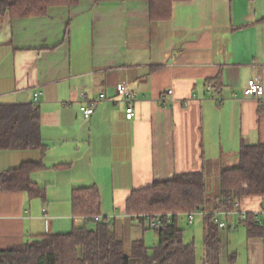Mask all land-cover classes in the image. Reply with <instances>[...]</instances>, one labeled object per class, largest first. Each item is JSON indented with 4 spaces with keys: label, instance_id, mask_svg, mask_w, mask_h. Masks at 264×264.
<instances>
[{
    "label": "crops",
    "instance_id": "1",
    "mask_svg": "<svg viewBox=\"0 0 264 264\" xmlns=\"http://www.w3.org/2000/svg\"><path fill=\"white\" fill-rule=\"evenodd\" d=\"M252 78L264 85V0L175 2L166 21L150 19L143 0H79L23 18L0 12V106L32 108L40 93L42 145L0 149V173L40 164L30 176L38 193L0 192V251L85 227L73 209L74 192L85 189L96 191L100 221L127 254L137 240L156 246L149 222L127 214V199L177 174L219 179L239 164L242 144H263L264 101L242 96ZM120 84L137 94L132 120ZM208 85L221 90V104L207 98ZM81 92L111 101L84 119ZM238 201L219 231L220 264H264V197ZM184 218V243L197 230L203 239V217L200 228ZM196 257L201 264L203 244Z\"/></svg>",
    "mask_w": 264,
    "mask_h": 264
},
{
    "label": "trees",
    "instance_id": "2",
    "mask_svg": "<svg viewBox=\"0 0 264 264\" xmlns=\"http://www.w3.org/2000/svg\"><path fill=\"white\" fill-rule=\"evenodd\" d=\"M149 18L166 21L172 16L175 2L189 0H143ZM79 0H0V12L11 17L46 14L52 6H73ZM37 111L28 105L0 106V149L41 148ZM38 163H24L16 169L0 173V192L36 194L31 174ZM207 177L203 171L177 174L163 183L133 191L126 201L128 215L149 222L159 216L161 226L155 230L158 243L146 247L143 240L132 244L126 253L123 241L110 226L96 221V191L77 190L73 194L75 215L86 219L83 228L67 234L43 235L21 246L0 251V264H198L194 243L185 244L179 218L199 209L203 216V258L201 264H220L222 243L219 229L211 213L229 211L241 197H264V143L242 144L239 164L220 171L219 193L207 199ZM92 226V227H89ZM150 228V227H149ZM151 229V228H150Z\"/></svg>",
    "mask_w": 264,
    "mask_h": 264
},
{
    "label": "built area",
    "instance_id": "3",
    "mask_svg": "<svg viewBox=\"0 0 264 264\" xmlns=\"http://www.w3.org/2000/svg\"><path fill=\"white\" fill-rule=\"evenodd\" d=\"M116 93L118 96L122 98V102L125 104V117L127 120H132L135 117V110L134 106L137 101V94L135 91L127 88L125 85L120 84L116 87ZM40 93H35L33 102H32V108L33 110L37 109L38 107V98ZM172 95V90H168L160 97V101L163 105H165L168 101V97ZM206 96L209 100H212L218 104H221L223 102V97L221 96V90L219 88L213 87L211 85H208L206 87ZM242 96L244 98H253L257 101H264V85L262 84L261 80L259 78H252L248 80L246 87L242 90ZM233 97H236L235 94H233ZM103 101H111L108 100L107 97L104 94H100L96 99H89L87 95L84 92H81L79 95V111L84 119H89L95 111V107L98 103H101ZM239 201L238 199L235 200L234 206H238ZM200 215L201 217L208 214L207 211L203 209H199L195 212H191L186 214V220L187 223L190 225L194 222L195 215ZM227 212L220 211V212H214L211 213L212 219L214 223L217 225L219 230H225L227 227V222L225 220ZM159 216L152 218L149 221V227L153 230H157L161 226V222L159 220ZM85 219V218H84ZM86 220V219H85ZM96 221H100L101 218L99 216L95 217Z\"/></svg>",
    "mask_w": 264,
    "mask_h": 264
},
{
    "label": "rangeland",
    "instance_id": "4",
    "mask_svg": "<svg viewBox=\"0 0 264 264\" xmlns=\"http://www.w3.org/2000/svg\"><path fill=\"white\" fill-rule=\"evenodd\" d=\"M219 192V179L216 178L215 176L213 177H208L207 178V199L208 200H211L213 197L217 196ZM185 220L184 218V215H182L180 218H179V221H183ZM186 222V221H185ZM197 222H200L201 224V216L200 215H195L194 217V222L192 223V225H188L189 227L190 226H194V227H198L200 228L199 224H197ZM180 226L182 225L181 222H179ZM185 229V228H184ZM153 230V229H151ZM154 231V230H153ZM186 233H188V229L185 230ZM198 232H196L194 234V245L196 247V250H197V255L199 256L200 255V252H201V248H202V233L200 232V230H197ZM193 236V233L191 235V237Z\"/></svg>",
    "mask_w": 264,
    "mask_h": 264
}]
</instances>
